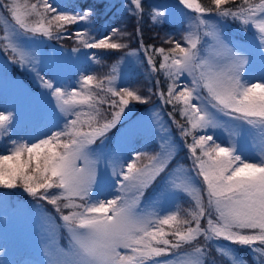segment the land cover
<instances>
[{"label": "snow or ice", "instance_id": "obj_1", "mask_svg": "<svg viewBox=\"0 0 264 264\" xmlns=\"http://www.w3.org/2000/svg\"><path fill=\"white\" fill-rule=\"evenodd\" d=\"M178 2L196 14L190 17L184 44L167 40L173 45L170 49H152L162 57L158 67L147 50L145 54L152 72H163L170 81L159 95L184 118V123L174 122L182 137L192 139L184 143L197 170L195 177L180 164L169 169L177 145L168 136L161 137L154 155L136 152L127 160L105 157L102 147L125 110L131 111L132 102H148L138 91L117 86V65L103 78L85 72L71 87L37 72L65 122L34 141L13 139V115L0 112V140L8 138V147L0 153V189L20 188L34 200L46 201L63 222L57 225L51 216L41 214L47 264H207L209 249L219 241L228 242L215 245L228 264H247L231 245L247 247L258 254L256 264H264V66L258 76L249 78L250 56L209 18L214 13L239 21L245 32L253 31L264 61V0L239 4L211 0L214 8L201 0ZM131 4L135 9L129 11L142 15V0ZM91 14V8L61 11L51 0H0V50L21 66H34L38 59L29 41L60 39L68 25L81 21L91 26ZM165 15L152 10L154 23H163ZM111 32L97 38L90 30H78L74 34L78 47L72 51L126 48L113 40L119 29ZM90 59L99 62L100 58ZM184 77L188 83L180 82ZM103 92L116 99L102 97ZM103 104L112 109L110 118L100 107ZM217 130L226 135L223 144L211 134ZM98 141L99 146L93 147ZM249 146L254 149L252 158L246 155ZM101 159L115 180L117 195L112 198L97 195ZM158 179L157 195L145 203L147 189ZM176 193L191 198L190 218L181 217L178 209L156 210L161 200ZM58 228L67 234L66 247L56 241ZM188 246L190 251H180Z\"/></svg>", "mask_w": 264, "mask_h": 264}, {"label": "rangeland", "instance_id": "obj_2", "mask_svg": "<svg viewBox=\"0 0 264 264\" xmlns=\"http://www.w3.org/2000/svg\"><path fill=\"white\" fill-rule=\"evenodd\" d=\"M65 1L67 0H51L52 3L57 2L61 4ZM108 1L114 3L117 0ZM30 2H34V0H30ZM148 7L152 10L159 9L164 11L166 15L162 19L180 24V28L177 29L175 34L174 41H178L183 45L184 35L191 23L190 17H194L196 14L184 8L183 5H180L178 0L157 1L152 6L148 5ZM129 9L127 4L122 3L119 5L118 10L124 13L123 20L127 19V14H130L129 12L131 11H129ZM60 10L63 11L62 9ZM152 10L150 11L151 13ZM3 15L7 17V13H3ZM209 18L218 22L223 34L233 43L231 38L233 33L229 30L228 23H226L223 18L215 16V14ZM123 22L124 21H122V23ZM123 26H125V24L121 25V27ZM78 30H90L97 38L103 35L98 33L97 27L92 21L91 26L89 21L78 22L76 27L72 29V31H74L73 34ZM168 35L172 36L171 34ZM73 41L76 43L75 35L73 36ZM28 45L34 51L38 62L35 63L34 66H21L19 63H16L17 65H15L19 70L17 73H14L12 69V65L15 62H13L12 58L4 51L0 50V112L5 114L11 113L13 115L11 131V137L13 139L31 142L38 137L49 134L51 131L59 130L63 127L65 122L64 117L57 112L53 99L48 95L46 89L41 86L37 72L42 76L52 78L57 84L68 87L76 85L79 76L85 72L95 74L100 78L101 76L104 77L106 74H98L96 72L98 62L90 59L92 55L98 57L97 52L99 49H81L79 52H73L72 49L78 47L77 44L67 48L58 45L57 39L53 41L52 39L49 40L42 37H37L29 41ZM171 47H173V45ZM236 47L251 58L252 63L248 69V77L251 78L253 74L258 76L262 66H264L260 49L249 50L245 46ZM131 53H133V51H131ZM133 55L129 56L127 54L121 63L122 69L126 67L127 63L132 61ZM110 72L111 70L109 73ZM117 76L118 87L133 89L126 85L127 73L118 70ZM180 82L188 83V78L184 77ZM100 95H104L105 97L108 93L103 92L100 93ZM137 105L138 103L136 102H132L129 105L131 111L125 110L126 114L121 118V126L119 129L110 136H107L105 144L102 147L105 157H121L123 160H127L131 155L139 152L136 151V145L143 143L148 147L145 152L149 155H154L159 151L162 136H168L172 140L170 131L163 123L164 121L159 111L154 108H147L134 115ZM155 114H158V116ZM222 119L227 120L226 117H222ZM211 134L215 135L217 141L222 144L226 141V135L221 130H217ZM4 139H6V143L8 144V138L5 137ZM4 139L0 140V142H3ZM98 146L99 141L97 145L93 147ZM6 147H8V145H6L5 148ZM253 152L254 149L251 146L246 149V155L249 158H252ZM175 159L188 160L191 163L189 167L183 162L180 165H183L186 170L191 168V174L194 177L196 176L197 170H193V160L188 152L183 154L176 152ZM141 162L147 161L146 159H142ZM170 166L171 164L169 165V169H171ZM99 170L101 186L97 190V195L102 194L105 197L112 198L117 195L115 191L116 184L111 175V168L105 167L104 159H101ZM197 180L201 184V187H203L202 178L197 177ZM159 183L160 181L158 179L156 184L147 189L145 196L149 193L156 196ZM16 189L22 191L20 188ZM9 198L10 196H0V201L7 202ZM181 201L187 204V206H191V203L194 205L190 197L181 193H176L169 196L167 199L161 200L156 206V210L161 213L179 210ZM163 205L164 207H162ZM42 213L44 212H33L26 209L12 215H6L5 211H0V264H10L11 259L15 256L29 258L28 262L32 264H36L35 260H30L33 258L39 259L41 264H47V257L45 255L47 233L41 222ZM57 237L58 232L56 231V241ZM213 243L216 245L215 242Z\"/></svg>", "mask_w": 264, "mask_h": 264}, {"label": "trees", "instance_id": "obj_3", "mask_svg": "<svg viewBox=\"0 0 264 264\" xmlns=\"http://www.w3.org/2000/svg\"><path fill=\"white\" fill-rule=\"evenodd\" d=\"M157 1H168V0H142L144 5V11L142 15H134L133 12L127 14V19L123 20V14L118 10L120 4L124 3L129 6L131 9H135L134 5L131 4V0H117L114 3H111L108 0H67L64 3L53 2L58 8L63 11L69 12H82L86 8H91L92 14L90 20L97 27L98 33L103 35H111V30L113 28L119 29V33L113 36L114 41H118L127 45L126 48L121 50H103L99 49L97 52L99 62L96 66V72L99 74H109L113 65H117L118 70L124 73H127L126 85L132 87L134 90L138 91L142 96H145L148 100L146 104H138L134 115L138 112L143 111L147 108H154L159 111L163 123L168 127L172 140L177 145V152L183 154L188 151L187 145L184 143L187 139L188 143L192 142L191 137L184 138L180 135V129L174 121H179L184 123V118L179 115V111L173 109L172 104L165 103L159 93L166 92L167 86L170 81L165 79L163 72H152L150 65L148 64V56L145 54L146 50L148 55H152L155 60L157 67L162 59V57L152 51L154 48L163 47L166 50L170 49L172 44L166 43L167 40H175V34L177 29L180 28V24L175 22H169L165 19L163 23H154L152 19V9H149L148 5H153ZM201 3L206 7H213L211 5V0H201ZM236 3L239 4L240 0H236ZM132 6V7H131ZM232 7V5H228ZM214 14V13H213ZM223 20L228 23L229 30L233 33L232 42L235 46H245L248 49H259L258 41L254 38V32L249 30L245 32L242 30V26L239 21H233L230 18ZM122 21H124L122 23ZM121 27V25H124ZM76 27V24L68 25L66 30L62 33V38L57 39L58 45L65 46L70 48L75 46L76 43L73 41V32L72 29ZM139 30V31H138ZM121 33L123 35H121ZM171 34L172 36H169ZM102 35V36H103ZM67 36V37H66ZM54 41V39H52ZM133 51L134 55L132 56V61L126 64L125 68H121V63L127 56L129 52ZM7 54V53H6ZM10 58L11 56L7 54ZM14 63L12 69L14 73H17L19 70ZM76 77V75H75ZM73 78V77H71ZM103 78V76H101ZM104 97V95H102ZM106 99L112 100L116 99L111 97L110 94L105 95ZM104 113L109 114L112 109L108 107L107 104L100 105ZM180 106L177 105L178 109ZM121 126L118 124L116 128L112 129L108 135L117 131ZM6 139L3 142H0V153H3L5 150ZM148 149L146 145L139 144L136 145V151L145 152ZM191 156V155H190ZM175 161V162H174ZM187 161V162H185ZM174 159L172 161L170 168L172 169L177 164H182V162L189 167L190 162L188 160ZM191 169V168H190ZM188 169V170H190ZM191 171V170H190ZM147 192V191H146ZM156 192V191H153ZM6 195V196H5ZM0 196L9 197L7 202L0 201V211H5L6 215H12L20 211L24 207H28L33 211H43L46 214L50 215L57 225L62 224L63 222L59 219V213L55 212L54 206L48 204L46 201H37L32 197L28 196L21 190L17 189H0ZM154 195L152 193L144 196L143 200L145 203L153 199ZM63 204V201L60 202ZM164 207V205L162 206ZM194 205L187 206L181 201L179 212L181 217H188V211L193 209ZM67 213V209L64 210ZM204 224V221H202ZM58 237L57 242L66 247L67 246V234L62 228L57 229ZM201 244L204 243L203 238L200 241ZM226 244L228 242H225ZM232 248L236 249L239 256L247 262V264H256V258L258 254H253L249 251L247 247H241L239 245H231ZM181 252L190 251V246L182 248ZM29 258H24L22 256H15L11 259L10 264H32L28 262ZM164 259V258H161ZM36 260V259H30ZM37 264H41V261L37 260ZM207 264H228L226 259H223L215 250V245L209 249V255L207 259Z\"/></svg>", "mask_w": 264, "mask_h": 264}]
</instances>
